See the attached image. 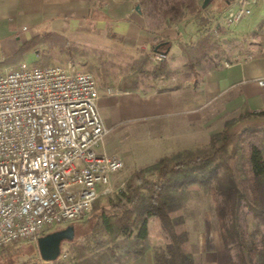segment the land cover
I'll list each match as a JSON object with an SVG mask.
<instances>
[{
    "label": "trees",
    "instance_id": "trees-1",
    "mask_svg": "<svg viewBox=\"0 0 264 264\" xmlns=\"http://www.w3.org/2000/svg\"><path fill=\"white\" fill-rule=\"evenodd\" d=\"M145 1L156 5V0ZM203 2L176 0L167 9L157 10L171 25L188 14L198 15L204 10ZM168 44L152 46L161 54L160 62L152 64L141 53L129 70L154 79L161 73H173L167 64ZM178 45L186 62L175 72L194 75L200 69L206 71L202 60L216 47L211 34L205 33L193 45L181 41ZM38 46L43 47L41 56L32 63L39 67L49 64L48 53L55 49L69 61L85 54L77 52L75 42L48 32L26 40L0 61V67L20 61L31 50L37 52ZM199 191L211 197L212 228L220 234L228 264H264V111H244L226 120L206 147L181 150L130 170L123 189L107 201L109 212L100 213L89 232L81 236L83 241L65 242L79 264H128L143 259L151 248L154 264H193L182 210ZM247 216L253 226L250 239ZM152 236L162 245L153 247Z\"/></svg>",
    "mask_w": 264,
    "mask_h": 264
},
{
    "label": "built area",
    "instance_id": "built-area-1",
    "mask_svg": "<svg viewBox=\"0 0 264 264\" xmlns=\"http://www.w3.org/2000/svg\"><path fill=\"white\" fill-rule=\"evenodd\" d=\"M224 2L221 17L231 26L258 0ZM258 84L264 88V78ZM118 93L106 89L109 96ZM99 97L93 74L71 61L0 68V249L83 219L111 191L124 161L103 149L110 129Z\"/></svg>",
    "mask_w": 264,
    "mask_h": 264
},
{
    "label": "rangeland",
    "instance_id": "rangeland-1",
    "mask_svg": "<svg viewBox=\"0 0 264 264\" xmlns=\"http://www.w3.org/2000/svg\"><path fill=\"white\" fill-rule=\"evenodd\" d=\"M174 1L176 0H156V5L150 3L151 6L149 8L153 11V16L150 19L159 21L163 17L158 10L167 9ZM260 1L262 0H258V2ZM224 4V0H210L203 6L204 10L198 15L188 14L182 20H179L181 22L178 25L179 31L171 29L157 32L158 34L161 33V38L165 37V40L170 41L168 44L169 49L174 48L172 49L174 51H170L167 63L173 73L168 76L165 73H161L154 79L150 74L141 75L129 70V65L141 53L147 56L152 64L160 62L154 61L151 55L155 53L152 50V46L162 42L159 40L160 38L154 39L147 48H135L115 40L103 41L100 38H94L92 43H85L84 39H78L76 40L77 42L73 41L79 46L77 47V52L79 53V50H82L85 53L71 59L75 69L92 73L100 88H111L122 92L137 89L140 92H137V95L115 99L116 108L114 109L113 117L111 115L108 117L109 119L112 117L113 125L110 126L109 133L104 139L105 151L111 152L108 154L119 155L124 161L122 170L112 178L111 191L101 195L96 200L92 210L83 219L52 226L46 233L72 225L74 229L72 240L82 242L81 236L89 232L93 224L98 221L100 213L102 211L109 212L107 201L119 192V188L121 184H124L125 177L130 170L141 165L152 164L162 156L171 155L181 150H195L206 147L209 145L210 136L219 133L226 120L235 119L238 116L231 118L221 117L209 121L211 110H203L200 112V130H197L196 128L191 129V126L186 125L188 120L185 116L186 110H182L181 114L171 109L166 110L168 107L160 111L157 110V107L162 106L144 102V99L147 100L152 95L155 96L159 93L173 90L172 93L169 92L171 93L169 97L171 102L177 105L181 101L183 92L180 91L182 93H179L175 89L180 88L185 92L198 82L199 73L202 72L201 69L194 75L175 72L176 70H181V67L186 62V59L176 47L177 41L193 45L205 33L211 34L216 47L210 51L208 56L206 55L203 58L201 63L202 67L207 69L219 63L233 61L236 55L248 46L255 31H251L253 32L252 34L248 33L245 36H237L234 31L235 24L227 26L221 17L222 10L225 7ZM261 5V8L257 11H251L247 16L253 21V24H251L252 28L258 25L257 22L264 17V2ZM249 21L252 23L250 19ZM260 24H264V18H262ZM178 33H181V35ZM20 44H22V40H18L14 34L11 36L1 35L0 61L13 55ZM42 49V46H38V53H34L31 50L28 54L21 55L20 61L32 63L34 57L37 59L41 56ZM92 50L95 52L93 53ZM48 55L49 64H64L69 61L64 55H60L57 49L49 52ZM18 62L5 66L3 69L11 68ZM100 101L97 102L98 109L102 115L105 114L107 117L109 110L105 104L99 106ZM191 116L189 117L191 118ZM212 205L211 197L206 196L202 191H199L187 203L182 213L185 217L186 228L190 232L192 231L196 235L201 231V228L202 231H206L210 229V226L212 227ZM245 221L247 225L246 236L250 239L248 235L253 229L252 219L247 216ZM150 226L151 224L148 225L149 228ZM154 239L161 244L160 240L152 236L151 241ZM0 264H79V261L75 259L72 247L68 242L63 241L61 243L60 254L55 261L45 262L39 256L36 242L23 241L1 248Z\"/></svg>",
    "mask_w": 264,
    "mask_h": 264
},
{
    "label": "crops",
    "instance_id": "crops-1",
    "mask_svg": "<svg viewBox=\"0 0 264 264\" xmlns=\"http://www.w3.org/2000/svg\"><path fill=\"white\" fill-rule=\"evenodd\" d=\"M262 2L264 0L252 6L251 11L261 8ZM150 6L145 0H0V36L14 34L24 43L34 36L55 32L70 41L84 39L85 43H92L94 38H100L103 41L115 40L135 48H147L158 38L162 43L170 42L165 37L161 38V33L157 32L171 29L179 31L178 25L181 22L176 21L170 25L164 18L159 21L156 19L158 22L151 20L153 11ZM262 18L254 28L251 27L253 21L250 17H245L234 25L237 36L255 31L248 46L233 61L219 63L200 72L198 82L188 91L175 89L179 93L183 92L177 105L169 97L173 90L152 95L149 99H144V102L162 106L157 107L160 111L168 107L166 110L171 109L181 114L182 110H186V125L197 130H200V112L206 109L211 110L209 121L221 117L231 118L244 111H264V88L258 84V80L264 78V24H260ZM176 47L179 49L178 41ZM97 89L101 100L99 106L105 104L109 110L107 117L99 111L109 129L113 125L115 99L140 92L137 89L127 92L118 90V94L109 96L106 94L107 88H100L97 84ZM109 115L112 116L110 119ZM103 149L105 151L104 145ZM209 228L206 231L201 228L196 235L187 229L188 242L193 248V264H228L220 234L211 226ZM151 242L153 247L162 245L155 239ZM128 264H154L153 248L145 253L143 259L133 260Z\"/></svg>",
    "mask_w": 264,
    "mask_h": 264
},
{
    "label": "water",
    "instance_id": "water-1",
    "mask_svg": "<svg viewBox=\"0 0 264 264\" xmlns=\"http://www.w3.org/2000/svg\"><path fill=\"white\" fill-rule=\"evenodd\" d=\"M206 3H208V0H204L202 6H205ZM136 9H138V6H136ZM73 237L74 229L72 225L45 233L38 237L36 246L41 260L45 262L56 260L60 254L61 243L63 241H71Z\"/></svg>",
    "mask_w": 264,
    "mask_h": 264
}]
</instances>
